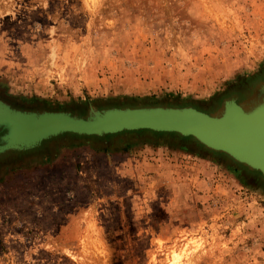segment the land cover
<instances>
[{
    "label": "rangeland",
    "instance_id": "obj_1",
    "mask_svg": "<svg viewBox=\"0 0 264 264\" xmlns=\"http://www.w3.org/2000/svg\"><path fill=\"white\" fill-rule=\"evenodd\" d=\"M263 84L264 0H0V100L14 109L217 115ZM176 256L264 264L263 176L148 130L0 155V264Z\"/></svg>",
    "mask_w": 264,
    "mask_h": 264
},
{
    "label": "water",
    "instance_id": "obj_2",
    "mask_svg": "<svg viewBox=\"0 0 264 264\" xmlns=\"http://www.w3.org/2000/svg\"><path fill=\"white\" fill-rule=\"evenodd\" d=\"M259 94L264 97V84L259 88ZM0 105L12 114L10 117L0 114V155L33 150L44 141L64 134L103 137L125 131L148 130L191 137L207 149L224 153L237 163L258 171L264 178V156L259 155L264 154L260 151L264 125H258L259 122L253 128L249 119L236 114L234 109L249 111L252 107L240 105L233 99L224 101L217 115L191 107H140L91 108L87 115L76 116L62 111L18 110L1 100ZM237 159L249 163L257 160L259 165L253 164L258 168Z\"/></svg>",
    "mask_w": 264,
    "mask_h": 264
},
{
    "label": "bare ground",
    "instance_id": "obj_3",
    "mask_svg": "<svg viewBox=\"0 0 264 264\" xmlns=\"http://www.w3.org/2000/svg\"><path fill=\"white\" fill-rule=\"evenodd\" d=\"M232 107L235 108L234 106H232ZM240 109H238L239 111H237V109H234V111L236 112V114H240L241 116L240 115L239 116L241 118L249 119L251 121V125L253 128H254V125L258 124L259 122L260 123L258 125H264V97L260 103L256 104L255 106H252V109H249V111H245L243 109H241L243 111H240ZM244 112H246V114ZM0 114L7 116V117L12 116L10 111L6 110V108H4L1 105H0ZM244 115H248V117H245ZM242 116H244V117H242ZM260 151H264V138L262 140V147H260ZM259 155L264 156V154H262V153H259ZM237 160H240L241 162L249 164L252 168H255V169H257L258 167L255 166L253 163L259 165L258 163H256L257 160H256V162L252 161L253 163H249V162L245 161L244 159H237ZM172 259L169 261L168 264H178L180 259H181V256L172 257Z\"/></svg>",
    "mask_w": 264,
    "mask_h": 264
},
{
    "label": "flooded vegetation",
    "instance_id": "obj_4",
    "mask_svg": "<svg viewBox=\"0 0 264 264\" xmlns=\"http://www.w3.org/2000/svg\"><path fill=\"white\" fill-rule=\"evenodd\" d=\"M259 88L255 90V92H254V94L252 96V104H251V107L252 106H255L258 103H260L262 101V99H263L262 95L259 94Z\"/></svg>",
    "mask_w": 264,
    "mask_h": 264
},
{
    "label": "trees",
    "instance_id": "obj_5",
    "mask_svg": "<svg viewBox=\"0 0 264 264\" xmlns=\"http://www.w3.org/2000/svg\"><path fill=\"white\" fill-rule=\"evenodd\" d=\"M72 135V134H71ZM75 136H77V135H75ZM80 137H87V136H80Z\"/></svg>",
    "mask_w": 264,
    "mask_h": 264
}]
</instances>
